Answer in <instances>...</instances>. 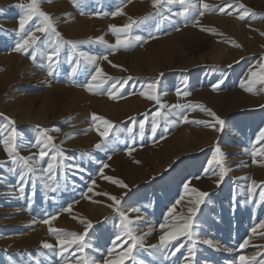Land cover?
I'll return each mask as SVG.
<instances>
[{
	"label": "rangeland",
	"instance_id": "374dc122",
	"mask_svg": "<svg viewBox=\"0 0 264 264\" xmlns=\"http://www.w3.org/2000/svg\"><path fill=\"white\" fill-rule=\"evenodd\" d=\"M27 2L0 0V136L13 127L6 118L14 120L20 138L19 154L27 157L38 155L40 149L34 145L47 130L52 143L68 158L67 163L78 164L82 170L58 168L49 180L47 173L39 170L46 167V159L37 165L35 174H28L21 195L19 166L17 172L10 171L14 166L0 144V227L4 229L0 232V264H76L75 249L61 255L58 246L55 250L41 247V241L56 245L57 237L49 233V225L40 221L57 213L58 218L51 221L53 228L83 232L84 225L79 220L93 222L85 237L89 247L76 255L103 264L120 222L108 207L112 201L96 194L104 192L122 196L120 207L125 212L139 209L129 212L133 219L142 217L132 225L135 234L143 236V247L135 250L137 264H186V246L175 256L170 254L171 248L148 247L158 243L162 234L159 224L169 207L175 205L173 215L177 217L187 215L191 197L183 190L185 181L209 193L193 227L196 264H235L240 255L255 257L248 264H261L264 228H258L256 233L249 230L264 219V188L256 187L253 192L248 188L252 180L264 181V140H257L259 130L264 128V108L260 107L264 105V85H256L249 93L239 84L250 69L259 72V65L264 63V0H235L256 13L244 20L239 19L238 9L219 12V7L234 0H203L217 6L212 11L199 8L201 0H185L184 4L169 0L159 12L153 9L151 0H78L77 6L72 0H38L40 8L55 19L62 37L78 42L74 51L69 45L61 46L52 74L46 57L51 51V38L46 34L36 33L41 39L36 45L35 62L30 59L31 49L27 53L14 50L21 39L18 18L24 11L17 5ZM193 4L197 7H191ZM185 7L188 13L177 15ZM118 8L123 14L113 16ZM200 11H204L202 16ZM65 13L70 15L66 17ZM129 17H148L130 33L141 40L116 50L96 40L102 36L109 44L115 43L109 25L123 26ZM30 23L29 30H34L39 21ZM233 41L240 47L233 46ZM80 53L101 57L97 63L102 72L116 80L133 78L120 98H109L110 85L94 93L85 90L83 85L95 66ZM105 55L108 60L102 59ZM157 77L155 94L163 104L202 103L226 121L223 131L192 123L214 122L199 108L173 114L167 107L160 108L156 101L141 96L146 91L144 86ZM219 80L223 84L213 91L211 85ZM177 89L190 95L178 96ZM157 109L175 122L166 125L164 115L159 116V127L153 135L151 120ZM92 113L115 124L103 149L94 147L101 137L94 128ZM184 115L189 122H184ZM145 118L141 135L138 122ZM129 127L133 128L131 133L127 131ZM217 145L225 154L223 163L228 169L219 186L215 183L219 177L214 174L219 167L208 165ZM129 148L133 149L130 155ZM105 163L109 167L103 174L123 180L128 189L99 175ZM92 180L95 185L89 192ZM177 200L181 202L176 204ZM69 205L70 210L63 211ZM246 238L248 246L240 249L239 244ZM209 239L213 241L211 247L203 243ZM178 244L188 245L189 241L181 237L173 242L174 246Z\"/></svg>",
	"mask_w": 264,
	"mask_h": 264
},
{
	"label": "snow or ice",
	"instance_id": "6c2138e0",
	"mask_svg": "<svg viewBox=\"0 0 264 264\" xmlns=\"http://www.w3.org/2000/svg\"><path fill=\"white\" fill-rule=\"evenodd\" d=\"M72 2L74 6H77L78 0H72ZM167 2H169V0H151L152 7L156 12H159L160 9ZM171 2L175 3L177 2V0H171ZM184 2L185 0H179L180 4H184ZM17 7L24 11L23 14L20 15L18 18V31L20 32L21 39L16 43L14 50L20 53H27L29 52V49H31L32 51L30 54V59L35 62L37 58L36 45L37 42L41 39V37L37 36L36 33L46 34L48 37L51 38V51H48L46 53V57L49 66V74H52L53 66L58 64V57L60 54L61 46L69 45L74 51L78 42L73 40H66L62 37V34L58 31L56 27L55 19L49 13H46L40 8L38 0H28L27 3L18 4ZM191 7L196 8L197 5L193 4ZM216 7L217 6L215 5L203 2V0H201V3L199 4V8L207 11L215 10ZM226 9H238L239 19L241 20H244L246 17L249 16H256V13L253 10L247 8V6H245L243 3L235 2V0L234 3L225 4L223 7H219L218 10L220 13H225ZM188 10L189 9L185 7L183 11L177 13V15L185 16L188 13ZM117 14H123L122 9L118 8L115 12L112 13L113 16H116ZM199 14L202 16L204 14V11H200ZM228 14H231V12H229ZM64 15L67 17L70 14L65 13ZM147 19L148 17H129V22L124 24L123 26L109 25V30L116 37L115 43L109 44L107 41L104 40L102 36L97 37L96 40L100 43L105 44L108 48L112 50H116L118 48H128L134 43V41H139L142 39V37L140 36L132 37L130 33L134 28L144 23V21ZM34 20H38L39 23L37 24L34 30H29L31 27L30 22ZM261 35H264V33H261ZM150 38L154 39L155 37ZM232 43L233 46L240 47V45L236 44L235 41H233ZM80 55L83 56L88 63L95 66V71L91 74L90 79H88L87 83L83 85L85 90L89 93H94L97 90L103 89L106 85H110V87H107V94L109 95V98L114 100L120 98L125 85L133 78L129 76L122 80H116V78L108 76L107 74H104L102 72L101 67L97 63L98 59H101V57L88 55L86 53H80ZM68 59L72 60V56L69 55ZM102 59L108 60V56L105 55L102 57ZM261 60L264 61V56L261 57ZM109 63H111V61H109ZM113 66L120 67L118 65ZM228 67H231V65H228ZM259 68V72L250 69L247 78L241 79L240 86L245 91L253 93L256 85H264V63H261L259 65ZM75 70L76 69L74 68L73 72H75ZM114 80L115 82H113ZM223 82V80H219L217 83L212 84V90H217L220 85L223 84ZM158 85L159 77H157L155 81L146 84L144 86L146 91H142L140 95L147 97L149 100L156 101L157 105H159L160 108L167 107L169 109V112H172L173 114H177L178 110L181 109H189L192 107L199 108L201 111L207 113L210 117H212V121L214 122L204 120H193L191 121L192 123L203 124L207 127H211L216 132L223 131L226 121L219 115H217V113L214 112L211 108L206 107L202 103H198L195 105L191 103H177L174 105L163 104L160 101L159 97L155 94ZM261 91H264V89H261ZM177 95L188 96L190 95V93L187 91L181 93V91L177 89ZM260 107L264 108V105H261ZM161 115H164L166 125H170L175 122L174 120L169 119L166 114L161 113L159 109H157V111L152 114L151 120V132L153 135H155L157 132V129L159 127L158 117ZM6 119L8 120L9 124L13 125V127L11 131H6L5 135L0 136V144L3 145L5 153L7 154L8 158L12 162V165L14 166L10 169V171L13 173L17 172L16 166H19L18 190L21 195L24 193V185L28 174H35L38 170L37 165L40 162L45 161L46 159V167H43L39 170L42 173H47V179L49 180H51L55 176L56 170L58 168L63 169L67 167L75 168L76 170H82L80 169V166L78 164L73 165L67 163L68 158L59 146L52 143L53 137L47 135V130H43L44 138L41 141H38L36 145H34L35 147H38L40 149L38 155L33 154L27 157L20 155L18 151L20 146L18 141L20 138L18 137L17 130L14 127L15 121L11 118ZM131 119L133 121L135 120L134 117ZM91 120L93 122L95 130L101 137L100 142L96 143L94 147L96 149H103L106 146L107 138L109 137L111 130L115 127V124L114 122L109 121L107 118L102 117L96 113L91 114ZM183 120L184 122H189L188 116L184 115ZM138 123L140 128V134L143 135V131L146 125V118L140 119ZM37 127L39 128V125H37ZM127 131L131 133L133 131V128L129 127ZM257 140H264V128H261L259 130V136L257 137ZM132 150L133 149L131 148L128 149L129 155L131 154ZM224 155L225 154L222 149L217 145L214 149L212 157L208 160V165H216L219 167V172L214 173L219 177L215 181L217 186H219L223 182L228 172V169L224 166L223 163ZM253 156H255V153H253ZM109 159H111V157H109ZM137 163L139 162L137 161ZM253 163H256V161L253 160ZM107 167H109V165H107L106 163L102 164L99 169V175H101L103 179L110 181L115 185H118L124 189H128V185L123 180L114 178L112 176H105L103 174L104 169ZM169 167H171V164L169 165ZM207 170L208 169H205V171ZM199 178L200 177H196V179ZM93 185H95V180H92L90 182V185L88 187L89 192L93 191ZM48 186L49 185L45 184V187ZM256 187L264 188V181L257 182L255 180H252L248 191L253 192L255 191ZM183 190L185 193H188L191 197L189 201L191 206L187 208V215H180L179 217H177L176 215H173L175 205L169 207L164 214L163 222L159 224V229L162 234L158 237V243L154 245H149L148 247L161 250L171 248L172 251L170 254L172 256H175L180 251L181 247L186 246L188 248L189 253V257L186 258V264H196V241L193 239V237L195 236V233L193 232V227L195 220L198 218V213L201 211V206L206 203L205 198L209 196V193L199 190L195 187H190V181L184 182ZM52 191L55 192L56 189H52ZM96 194L107 196L108 199L112 201V203L109 204L108 207L112 208L113 212L116 213L120 218V222L118 225L119 232L112 238L111 246L107 249V256L105 257L103 264H125L126 261H132L133 264H137L135 250L137 247H143V236H137L135 234L136 230L132 225L136 221L142 220V217L136 216L133 219L132 217H130L129 212H139V209H129L128 212H125L120 207L123 200L122 196L118 198L117 196L111 195L107 192ZM262 195H264V193H262ZM86 198L88 197L86 196ZM94 202L98 203L99 201ZM180 202V200H177L176 204H179ZM70 207L71 206L69 205V207L64 208L63 211H69ZM232 210L235 211V205H233ZM58 215L59 214L57 213L48 216L47 218L40 221L45 225H49V233L57 237L56 245H52L46 241H41V247L43 249L55 250V248L58 246L61 255L64 253H69L70 250L75 249V252L73 253V259H75L76 264H97L94 258H80V256L76 255L83 254L85 248L89 247V245L85 242V237L89 233V230L93 228V222L86 219H80L79 222L84 225L83 232L67 231L64 229L53 228L51 227V221L57 219ZM105 219H107V217ZM33 223H35V221H33ZM258 228H264V219H261L259 223L255 224L249 231L252 233H256ZM148 234L149 233H145L144 235ZM181 237L186 238L189 241V244H178L174 246L173 242H178ZM203 243L210 247L213 246V241L210 239L204 240ZM248 244L249 239L246 238L243 240L242 243L239 244V248L244 249L246 246H248ZM250 260H255V257H246L244 255H240L238 256L235 264H248ZM67 264H71V262L68 261ZM261 264H264V260L261 261Z\"/></svg>",
	"mask_w": 264,
	"mask_h": 264
},
{
	"label": "bare ground",
	"instance_id": "6f19581e",
	"mask_svg": "<svg viewBox=\"0 0 264 264\" xmlns=\"http://www.w3.org/2000/svg\"><path fill=\"white\" fill-rule=\"evenodd\" d=\"M238 23V22H237ZM236 23V24H237ZM240 85V84H239ZM245 91V90H244ZM244 96V95H243ZM0 232H4V229H3V227H0Z\"/></svg>",
	"mask_w": 264,
	"mask_h": 264
}]
</instances>
